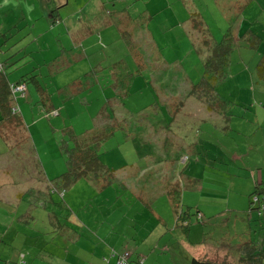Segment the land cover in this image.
I'll list each match as a JSON object with an SVG mask.
<instances>
[{
    "label": "rangeland",
    "instance_id": "1",
    "mask_svg": "<svg viewBox=\"0 0 264 264\" xmlns=\"http://www.w3.org/2000/svg\"><path fill=\"white\" fill-rule=\"evenodd\" d=\"M203 61L226 72L216 100L191 92ZM0 63V119L5 81L34 75L0 125V264H105L112 250L236 264L247 224L264 221L238 200L264 180V0H0Z\"/></svg>",
    "mask_w": 264,
    "mask_h": 264
},
{
    "label": "trees",
    "instance_id": "2",
    "mask_svg": "<svg viewBox=\"0 0 264 264\" xmlns=\"http://www.w3.org/2000/svg\"><path fill=\"white\" fill-rule=\"evenodd\" d=\"M197 15V22L196 24L198 26H200L202 28V32L204 35H206L205 39L207 41H209L208 39V27L206 25H204V21L202 19V17L196 13ZM50 16L52 18L55 17L54 14H50ZM203 25V26H201ZM231 40H233V37H231ZM212 48L215 49V51L218 54V59L216 60V62L219 63H223L226 60V55H225V48H222V44L219 41H214L211 42ZM208 60V59H207ZM207 62V61H206ZM204 64V75H205V79H203V82L200 84L195 85L192 89L191 92H194L197 89H201V91L205 92L206 90H210L211 93V98L216 100L217 97V93L215 92V90L213 89V82H211L213 79H220L223 78V74L226 75L225 73H221L220 75H210L208 70L210 69V67L205 68V63L203 61ZM0 76L4 75V71H3V66L0 63ZM207 65V64H206ZM203 75V76H204ZM30 79L32 81H34V75L30 74L29 76L27 75H22L19 78H17L15 81H8L6 80L4 83V86H2V89L7 93L8 97H9V102H7V109L5 110V112H3V116L5 117V119H0V125L7 127L8 126V118L9 117H14L17 116L18 114H20V107L17 103V100L19 97L24 96L25 91H26V81L27 79ZM1 80V78H0ZM2 81V80H1ZM212 83V84H211ZM19 84H23L25 87V90L22 92V94H20V91H13V87H15L16 85ZM200 85V86H199ZM2 105L1 99H0V106ZM16 106V112L15 110H11L12 107ZM53 111H56L55 114L52 115H57V110L51 108L46 115L52 113ZM108 116H110V114H108ZM122 121H124V119L121 117V121L116 122L115 125L116 127H122ZM195 121L194 117H189L187 120L182 121L179 118L175 119V125L176 127L178 126L176 123H190L193 124V122ZM197 121V120H196ZM109 133L107 134H98V135H94L92 136L89 140L90 143H94V144H89V145H85L83 148H81V152L82 155L81 157H79L77 160L84 166L85 164H88L90 166H92V164H90L89 160L93 159L96 156V153H94L93 149L96 148V143L102 139H104L105 137H107ZM91 145V146H90ZM190 146H192V143L189 144ZM93 155V156H92ZM95 155V156H94ZM92 156V157H91ZM88 158V159H87ZM87 159V161H86ZM74 173V174H73ZM80 171H74L72 172V179L73 178H77L80 177L81 175H84V172L81 173ZM62 192L59 193L60 196H62ZM253 197L257 198L256 200L253 199ZM264 210V186L263 183L261 182V180H257V183L255 184L254 190L249 194V204H248V212L249 214H252L254 212V214L256 215V218H252V221H256L255 219H258L262 216V212ZM195 217H196V221L197 222H205L203 220V213L200 210H196L194 213ZM192 216V213H189V211H187L186 213H183L182 210L178 211L177 214L175 215V225L179 226L181 229H187L188 231V235L190 233V225L191 223V219L190 217ZM254 224V223H253ZM251 224L250 221L247 224L248 226L246 227L247 231L250 234V238L243 240L241 242H239L236 246V248L233 250L234 252H237L238 257L236 259H231L233 260V262H235L236 264H264V246L261 245L259 246V241L257 239V235L261 232L264 231V223H258V224ZM257 235H256V234ZM177 234V233H174ZM219 251V250H216ZM209 255H216L217 252L209 249ZM240 254V255H239ZM244 254V255H243ZM132 255V252L129 250H123L121 252H114L113 250L110 252V257L109 258H113L114 264H117L116 261L119 259L121 260L122 263L120 264H128L130 262V264H144V260H145V256H142L140 254L136 255L135 260L131 263L130 261V257ZM123 259V260H122ZM107 263L109 260L111 259H105ZM190 264H220L219 262L212 260V259H207V258H192L190 261Z\"/></svg>",
    "mask_w": 264,
    "mask_h": 264
},
{
    "label": "crops",
    "instance_id": "3",
    "mask_svg": "<svg viewBox=\"0 0 264 264\" xmlns=\"http://www.w3.org/2000/svg\"><path fill=\"white\" fill-rule=\"evenodd\" d=\"M13 82V81H12ZM54 109V108H53ZM261 182L263 183V186H264V180H261ZM257 183V180H255L254 181V184H253V186L250 188V189H248L247 191H246V201L245 200H243L242 198H241V194L239 193L238 194V200H239V203H243L244 205H248L249 204V194L254 190V187H255V184ZM237 205H238V203H237ZM239 207V206H238ZM261 223H264V221L263 222H261ZM256 234V233H255ZM220 245L217 243V244H211L210 246H209V248L211 249V250H213V251H215V252H217L216 251V249H218V247H219ZM105 264H114V262H112L111 260H109L107 263H105Z\"/></svg>",
    "mask_w": 264,
    "mask_h": 264
},
{
    "label": "built area",
    "instance_id": "4",
    "mask_svg": "<svg viewBox=\"0 0 264 264\" xmlns=\"http://www.w3.org/2000/svg\"><path fill=\"white\" fill-rule=\"evenodd\" d=\"M0 66H1V65H0ZM24 90H25V87H24L23 84H19V85H16L15 87H13V91H20V94H22V92H23ZM11 110H15V112H16V106L12 107ZM55 113H56V111H53V112H52V114H55ZM253 199L256 200L257 198L253 197ZM119 259H120V257H119ZM119 259L116 261L117 264L122 263L121 260H119ZM122 260H123V259H122Z\"/></svg>",
    "mask_w": 264,
    "mask_h": 264
}]
</instances>
